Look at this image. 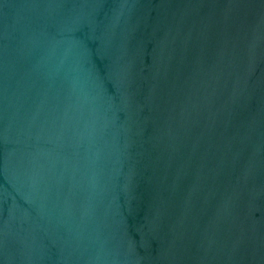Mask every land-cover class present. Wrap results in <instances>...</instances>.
Returning <instances> with one entry per match:
<instances>
[{
  "label": "water",
  "instance_id": "water-1",
  "mask_svg": "<svg viewBox=\"0 0 264 264\" xmlns=\"http://www.w3.org/2000/svg\"><path fill=\"white\" fill-rule=\"evenodd\" d=\"M0 264H264V0H0Z\"/></svg>",
  "mask_w": 264,
  "mask_h": 264
}]
</instances>
